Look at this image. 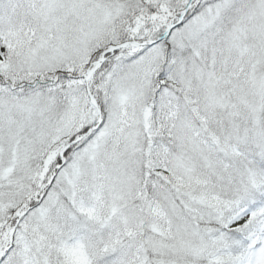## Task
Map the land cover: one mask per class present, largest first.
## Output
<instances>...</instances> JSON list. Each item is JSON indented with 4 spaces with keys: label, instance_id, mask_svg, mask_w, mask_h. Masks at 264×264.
<instances>
[{
    "label": "snow or ice",
    "instance_id": "1",
    "mask_svg": "<svg viewBox=\"0 0 264 264\" xmlns=\"http://www.w3.org/2000/svg\"><path fill=\"white\" fill-rule=\"evenodd\" d=\"M0 264H264V0H0Z\"/></svg>",
    "mask_w": 264,
    "mask_h": 264
}]
</instances>
